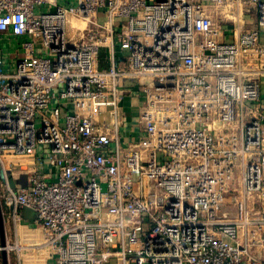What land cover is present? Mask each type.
<instances>
[{
  "label": "built area",
  "instance_id": "built-area-1",
  "mask_svg": "<svg viewBox=\"0 0 264 264\" xmlns=\"http://www.w3.org/2000/svg\"><path fill=\"white\" fill-rule=\"evenodd\" d=\"M0 37V264H264V0H0Z\"/></svg>",
  "mask_w": 264,
  "mask_h": 264
},
{
  "label": "rangeland",
  "instance_id": "rangeland-1",
  "mask_svg": "<svg viewBox=\"0 0 264 264\" xmlns=\"http://www.w3.org/2000/svg\"><path fill=\"white\" fill-rule=\"evenodd\" d=\"M81 24V23H79ZM83 25V23L81 24ZM14 44V46L12 45ZM0 46L3 47L4 50H8L10 55H11V59L14 60L15 59V54H16V42H11L10 39H7L5 37H3V39L0 37ZM2 55V53L0 52V56ZM101 56V54H100ZM125 103H130L127 100H125ZM132 115L130 114V117ZM1 181V180H0ZM26 182V175H20L17 179H11L10 180V184L11 185H16V184H25ZM1 205V204H0ZM5 209H2L1 206V213H2V219H3V231H4V236L5 239H10L13 240L14 239V234H13V224H12V220L10 218H8L6 216V214L4 213ZM22 217L25 219H31L33 217V214L29 211H25L24 213H22ZM7 264H17V259H16V255L15 253L12 251L9 255L8 258V262Z\"/></svg>",
  "mask_w": 264,
  "mask_h": 264
},
{
  "label": "crops",
  "instance_id": "crops-1",
  "mask_svg": "<svg viewBox=\"0 0 264 264\" xmlns=\"http://www.w3.org/2000/svg\"><path fill=\"white\" fill-rule=\"evenodd\" d=\"M106 55H107V53L105 52V49H102L101 50V56H100V59H99V63L103 67L108 66V62L105 59ZM260 94H261V97H260L261 98V101L264 102V79H262V81H261ZM25 211H29V212H31L33 214V211L31 209L26 208V209L23 210V213Z\"/></svg>",
  "mask_w": 264,
  "mask_h": 264
},
{
  "label": "water",
  "instance_id": "water-1",
  "mask_svg": "<svg viewBox=\"0 0 264 264\" xmlns=\"http://www.w3.org/2000/svg\"><path fill=\"white\" fill-rule=\"evenodd\" d=\"M5 244V236L3 231V219L1 213V206H0V245L3 246ZM1 260L2 264H7V253L4 249L1 250Z\"/></svg>",
  "mask_w": 264,
  "mask_h": 264
}]
</instances>
